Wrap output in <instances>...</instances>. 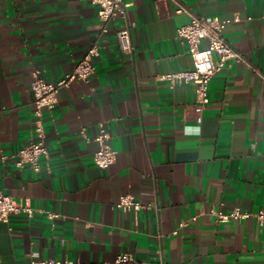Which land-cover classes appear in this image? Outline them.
Masks as SVG:
<instances>
[{"label": "crops", "instance_id": "obj_1", "mask_svg": "<svg viewBox=\"0 0 264 264\" xmlns=\"http://www.w3.org/2000/svg\"><path fill=\"white\" fill-rule=\"evenodd\" d=\"M121 1L126 14L109 22L92 77L43 109L47 153L33 171L14 163L36 140L31 72L56 81L70 71L98 30V7L0 0V191L35 209L0 221V264H96L120 253L150 264H264V223L210 213L264 209V0ZM191 16L240 18L221 34L242 60L214 73L200 113L193 84L157 79L193 68L176 37ZM125 26L130 53L115 38ZM101 133L115 156L107 168L94 162ZM124 194L148 207L118 209Z\"/></svg>", "mask_w": 264, "mask_h": 264}, {"label": "built area", "instance_id": "obj_2", "mask_svg": "<svg viewBox=\"0 0 264 264\" xmlns=\"http://www.w3.org/2000/svg\"><path fill=\"white\" fill-rule=\"evenodd\" d=\"M98 7V30L92 41L85 49L81 58L73 65L70 71L65 73L56 81L44 79L38 68L31 72V91L33 96V113L36 117L33 133L36 140L21 147L14 155V163L18 167L28 165L33 171L41 168V158L47 153L42 116L43 109L50 108L57 100V93L61 87H67L71 81L79 80L88 82L95 72L94 59L98 55L99 42L103 35L109 31V22L114 16L124 17L127 4L121 0H90ZM185 9L179 8L178 12ZM240 18L219 19L218 17L202 18L191 16L190 20L176 29V37L186 41L192 57L193 68L190 70L162 73L157 76L160 81L172 84L183 85L191 83L195 91V110L200 113L203 107L209 102L208 83L211 77L225 66L230 59L242 60V55L234 49L222 36L221 32L227 24L238 22ZM116 42L119 49L124 53H130L132 48L130 31L125 26L115 31ZM217 57L215 62L214 57ZM201 122L199 115L196 127ZM107 134L101 133L95 137L98 148L94 153V162L101 168L109 167L115 159L114 151L106 144ZM6 157L3 156L2 159ZM116 207L124 212L139 211L148 205H143L130 194L121 195L116 203ZM210 213L216 217L217 221H224L232 217L244 219L249 216L255 218L258 223H264V209L255 213L241 211L234 208L230 213H222L220 210L212 208ZM14 214H24L32 217L35 209L28 204L16 202L11 196L0 191V221L8 222ZM59 215L49 212L47 217L54 219ZM28 264H87L81 261L70 259H31ZM96 264H150L131 258L127 253L118 254L112 261L100 262Z\"/></svg>", "mask_w": 264, "mask_h": 264}]
</instances>
